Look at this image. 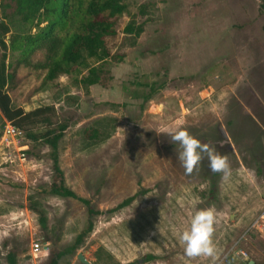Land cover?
I'll return each mask as SVG.
<instances>
[{
	"label": "rangeland",
	"instance_id": "1",
	"mask_svg": "<svg viewBox=\"0 0 264 264\" xmlns=\"http://www.w3.org/2000/svg\"><path fill=\"white\" fill-rule=\"evenodd\" d=\"M125 1L117 34L106 39L110 53L122 58L106 62L100 83L87 90L72 76L47 81L45 48L24 60L6 53L11 105L23 112L53 108V127L66 126L57 145L64 184L99 212L80 248L57 264H78L76 254L100 264H264V13L258 0ZM4 4L1 17L9 20L13 4ZM142 4L148 9L140 16ZM130 22L142 26L131 47L121 33ZM98 123L108 138L84 140L83 131ZM164 128L186 129L215 146L227 155L231 176L212 173L206 156L187 174L180 146ZM42 130L38 125L32 132ZM22 144L25 162L0 160V264L9 251L16 264H48L84 229L87 216L76 200L47 194L54 180L50 149ZM131 196L128 206L106 212ZM28 197L45 214V231L28 211ZM209 207L218 213L216 258H189L180 234L196 211ZM33 243L45 252L33 256Z\"/></svg>",
	"mask_w": 264,
	"mask_h": 264
},
{
	"label": "trees",
	"instance_id": "2",
	"mask_svg": "<svg viewBox=\"0 0 264 264\" xmlns=\"http://www.w3.org/2000/svg\"><path fill=\"white\" fill-rule=\"evenodd\" d=\"M2 1L0 0V117L22 132L26 140L42 142L50 149L49 159L54 180L49 185L47 194L76 200L83 205L87 216L84 229L74 237L72 243L62 251L51 254L48 264H57L62 257L72 256L80 248L83 238L91 232L92 217L99 212L90 206L89 201L76 196L64 184L58 167L57 145L66 126L56 124L53 127V108L46 106L23 112L11 105L5 91L9 79L6 73V53L17 52L20 60H24L36 49L45 48V79L53 81L59 75L72 76L82 89L87 90L88 87L100 83L99 78L104 74L103 65L106 62H119L122 58L119 54L110 53L106 39L116 36V20L127 12V4L125 0H9L13 4V10L9 14L10 19L6 20L8 17H1V14L8 5H1ZM258 8L264 13V0H258ZM146 9L148 4H142L137 13L143 16ZM141 32V25L127 23L121 31L122 39L131 47ZM82 72L85 74L82 75ZM152 94L150 91L143 95V103L149 102ZM38 125L44 127V130L32 132ZM99 125L100 123L85 129L83 139L91 143L105 141L109 133H103ZM210 186L214 187V183ZM32 199L33 197H28L27 209L36 215L40 230L45 231V214ZM133 200L134 196L125 198L106 212L114 213L128 206ZM145 259L150 260L152 257L146 256ZM5 261L6 264H16V254L13 251L7 252ZM90 264L100 263L95 257Z\"/></svg>",
	"mask_w": 264,
	"mask_h": 264
},
{
	"label": "clouds",
	"instance_id": "3",
	"mask_svg": "<svg viewBox=\"0 0 264 264\" xmlns=\"http://www.w3.org/2000/svg\"><path fill=\"white\" fill-rule=\"evenodd\" d=\"M162 131L170 135L171 140L180 146L178 161L187 174H191L206 156L212 173L221 174L222 179L231 176L232 169L227 155L220 154L215 146L201 143L186 129L164 128ZM217 216L218 213L213 207L195 212L190 228L180 234V241L184 245L187 257H208L213 260L216 258L217 248L213 236L218 222Z\"/></svg>",
	"mask_w": 264,
	"mask_h": 264
},
{
	"label": "built area",
	"instance_id": "4",
	"mask_svg": "<svg viewBox=\"0 0 264 264\" xmlns=\"http://www.w3.org/2000/svg\"><path fill=\"white\" fill-rule=\"evenodd\" d=\"M22 132L16 129L9 121L0 117V160L1 164L11 166L17 163H23L26 160V145L22 144L24 141ZM264 218V210L260 214ZM46 247H40L37 243L31 244V253H44Z\"/></svg>",
	"mask_w": 264,
	"mask_h": 264
},
{
	"label": "water",
	"instance_id": "5",
	"mask_svg": "<svg viewBox=\"0 0 264 264\" xmlns=\"http://www.w3.org/2000/svg\"><path fill=\"white\" fill-rule=\"evenodd\" d=\"M76 259L81 263V264H89V262L85 261L80 254L77 255ZM248 264H251V262H248Z\"/></svg>",
	"mask_w": 264,
	"mask_h": 264
},
{
	"label": "crops",
	"instance_id": "6",
	"mask_svg": "<svg viewBox=\"0 0 264 264\" xmlns=\"http://www.w3.org/2000/svg\"><path fill=\"white\" fill-rule=\"evenodd\" d=\"M77 255H78V254H76L75 258L77 257ZM80 255L82 256V254H80ZM82 258H83V256H82ZM83 259H84V258H83ZM76 260H77V259H76ZM84 260H85V259H84ZM85 261H86V260H85ZM77 262L80 263L78 260H77ZM70 264H75V262H74V261H71ZM89 264H90V263H89Z\"/></svg>",
	"mask_w": 264,
	"mask_h": 264
}]
</instances>
